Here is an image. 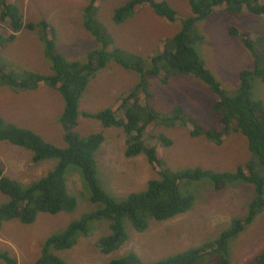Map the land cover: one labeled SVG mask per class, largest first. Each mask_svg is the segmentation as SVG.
Returning <instances> with one entry per match:
<instances>
[{
  "label": "rangeland",
  "instance_id": "obj_1",
  "mask_svg": "<svg viewBox=\"0 0 264 264\" xmlns=\"http://www.w3.org/2000/svg\"><path fill=\"white\" fill-rule=\"evenodd\" d=\"M24 1L0 0V19L2 2L7 5L14 3L20 8ZM92 1L32 0L25 12V21L32 22L40 31L44 23L52 27L58 51L70 62H84L90 49L100 48L85 22L84 27L82 25L83 13L90 5L87 12L89 25L92 29L95 25L100 31L106 30L114 40L113 45L105 50L110 59L106 68L90 81L79 103L80 115L74 129L81 137L102 134L105 138L96 155L98 178L103 190L117 200H125L131 194L145 191L149 181L160 178L144 154L132 158L125 156L127 136L122 129L104 127L100 121L87 117L113 108L121 96L134 91L142 79L140 74L111 59L116 58L114 50L117 48L136 56L121 51L125 61L133 62L138 57L146 59L145 73L152 68L157 77H144L148 90L154 95V111L142 101L134 106V114L142 124H147L142 135L145 147L159 145L162 140L172 142L164 149V165L177 172L200 168L223 175L235 174L241 166L245 167L253 161L256 171L264 176L259 163L253 160L247 138L241 133L231 130L221 141L216 138L215 141L211 140L206 133L192 134L195 125L212 132H218L222 127L220 114L214 111L216 97L202 80L176 73L164 60L157 62L160 75L157 73L152 58L160 54L166 40L174 39L181 31V24L172 25L156 16L151 9L145 8L117 26L116 21H113L114 5L117 13L135 0ZM158 1L171 3L179 13V19L182 15L185 18L192 15L189 0ZM129 21L131 23L127 24ZM8 23L7 20H0L2 27L11 29ZM232 28L249 34L254 40L256 52L259 55L264 52V18L248 11L242 14L219 11L198 22L195 27V32L201 37L197 46L201 61L230 96L239 92L243 71L253 72L256 68L264 67L245 48L240 36L232 35ZM5 31L9 36H14ZM2 34L6 33L0 32ZM21 36L34 35L25 31ZM36 40L33 37L32 45ZM41 42L44 51L45 44L43 40ZM30 48L20 36L6 42L0 54V63L6 67V73L19 80L26 72L46 76L51 74L47 57L44 55L47 61L35 59L30 55ZM250 83L252 100L264 103V80L252 78ZM43 100L48 102L43 103ZM64 108L65 103L59 93L48 87L36 90L11 89L0 82V117L6 123L35 131L45 141L62 149L65 148V140L60 118ZM178 108L182 110L181 113ZM165 117L171 119L164 120ZM57 162L52 159L36 163L32 152L0 141V165L5 170V176L18 181L23 187L38 182L55 169ZM67 184L69 193L75 196V208L57 215L40 213L36 222L30 225L19 220L5 222L0 229V254L15 260L17 264H36L42 257V246L50 237L63 233L74 222L85 221L90 236L79 235L72 249L53 251L54 255L68 264H110L113 260L135 253L143 262L154 264L193 248L215 245L235 220L244 219L249 214L250 205L257 197L256 187L242 180H228L221 190H217L215 183L208 177L200 180L184 179L181 190L195 197V204L189 212L167 221L150 220L144 232H139L129 219H123L128 240L118 250L106 255L97 250V244L113 234V222L105 217L100 220L92 218L105 209V204L92 200L91 190L77 166L68 168ZM8 200L9 197L0 192V206ZM224 244V249L216 256H222L227 264L255 263L257 257L264 253V210L248 229L237 237L229 238ZM0 264L10 262L0 259ZM201 264L218 262L208 255Z\"/></svg>",
  "mask_w": 264,
  "mask_h": 264
},
{
  "label": "trees",
  "instance_id": "obj_2",
  "mask_svg": "<svg viewBox=\"0 0 264 264\" xmlns=\"http://www.w3.org/2000/svg\"><path fill=\"white\" fill-rule=\"evenodd\" d=\"M189 4L192 15L186 18L182 15V18L179 19L177 15L179 13L166 1L160 3L158 0H135L118 10L117 13L114 11L113 21L115 20L117 25H122L133 16L134 12L149 8L172 25L180 23L181 31L175 35L174 39L166 40L160 54L152 58L153 65L157 67V73L160 75L157 62L164 60L176 73L202 80L216 97L214 111L220 114L222 127L220 131L212 132L195 125L192 134L206 133L211 140L216 138L221 141L222 137L231 130L241 133L248 140L253 160L259 163V169L264 172V103L252 100V85L250 83L252 78L264 80V67L256 68L253 72L243 71L239 92L230 96L201 61L197 52L201 37L195 32L198 22L219 11L231 14L248 11L252 15L264 18V0H189ZM90 6L85 10V24L87 29L95 35L100 48L88 53L84 62L68 61L56 47L54 29L44 23L41 25V37L45 44L44 55L51 64L52 72L49 76L25 73L19 80L14 75L6 73V67L0 63L2 84L22 90L48 87L58 92L65 103L64 112L60 118V124L64 128V149L45 141L42 136L32 130L6 123L0 117L1 142L32 152L33 160L36 163L52 159L58 161L54 170L28 187H23L18 181L7 178L4 168L0 165V192L9 197V200L0 206V229L4 222L10 220H19L23 224L30 225L37 220L40 213L56 215L72 211L76 206V201L70 196L67 184L68 168L72 165L79 168L84 181L91 190L92 200L106 206L102 212L92 218L100 220L105 217L113 222V234L97 244V250L107 255L118 250L128 240L122 223L123 219H129L139 232H144L148 229L150 220L167 221L189 212L195 204V197L183 193L181 190L184 179L200 180L208 177L215 183L217 190H221L226 181L232 179L251 183L256 187L257 197L250 205L249 214L244 219L235 220L229 231L222 235L221 240L218 239L215 245L193 248L154 264H198L208 255L213 258L218 257L216 255H220L225 247L224 243L229 238L242 234L254 222L257 215L264 210V176L256 171L253 161L245 167L241 166L235 174L223 175L200 168L193 171L177 172L164 165V149L169 147L172 142L162 140L159 145L145 147L142 135L147 124H142L134 114V106L139 105L142 101L151 111H154V95L148 90L144 77L145 75L154 79L157 77L154 76L152 68L145 73L146 59L138 57L134 58L133 62L125 61L122 52H126L117 48L114 50V56L118 59L114 57L111 59L126 69L140 74L142 79L135 90L128 95L121 96L120 101L113 108L89 114L87 117L100 121L104 127L122 129L127 136L125 156L132 158L144 154L147 156L151 168L160 178L149 181L145 191L131 194L125 200H117L106 193L98 178L96 160L98 150L105 141L104 136L93 134L81 137L74 132L80 115L79 103L90 81L106 67L110 59L105 54V50L106 47L110 45V48L114 43L106 30L100 31L95 28V25L92 29L89 25L87 12ZM1 8V20H8L15 33L24 28L39 29L33 24L24 23L20 8L14 3L7 5L2 2ZM97 8L99 9V3ZM91 21L90 17L89 22ZM230 32L232 35L240 36L245 48L257 59L258 64L262 63L264 66V52L260 55L256 52L252 37L235 28L230 29ZM13 38L14 36L10 35L6 39L0 35V54L6 42ZM128 55L136 57L132 54ZM178 112L181 113L182 110L178 108ZM163 119L170 120L171 118ZM79 235L90 236L85 221L74 222L63 233L50 237L42 246V257L36 264H68L54 255L53 251L73 248L77 244ZM221 258L219 264H227L222 256ZM0 259L8 260L10 264H17L15 260H10L9 257L2 254H0ZM110 264L147 263L143 262L137 254L131 253L124 258L111 261ZM253 264H264V253L260 254Z\"/></svg>",
  "mask_w": 264,
  "mask_h": 264
},
{
  "label": "crops",
  "instance_id": "obj_3",
  "mask_svg": "<svg viewBox=\"0 0 264 264\" xmlns=\"http://www.w3.org/2000/svg\"><path fill=\"white\" fill-rule=\"evenodd\" d=\"M32 0H26V1H24V3L23 4H21V6H20V12H21V14L23 15V21H24V23H30V24H33L32 22H26L25 21V12L28 10V5L30 4V2H31ZM171 4V3H170ZM173 7V6H172ZM152 10V9H151ZM141 11H143V10H140L139 12H141ZM153 11V10H152ZM139 12H134V14H133V16L132 17H134L135 15H137ZM154 12V11H153ZM113 14H114V7H113ZM154 14L156 15V16H158V17H160L159 15H157L155 12H154ZM131 17V18H132ZM161 18V17H160ZM130 19V18H129ZM128 19V20H129ZM127 20V21H128ZM126 21V22H127ZM84 22H85V18H84V13H83V17H82V25H83V27H84ZM42 23V21H40L39 22V24H41ZM129 23H131V21H129L127 24H129ZM118 26V25H117ZM11 30V29H10ZM25 31H29L30 33H32L34 36H21V35H23L24 33H25ZM36 33H39V35L38 36H35V34ZM92 35V37L95 39V41L96 42H98V40L95 38V36L93 35V34H91ZM17 36H20V37H22V38H24L27 42H28V44L30 45V55L32 56V57H34L35 59H44V61H47L46 60V58H45V56H44V51H43V44H42V37H41V31L39 30V29H35V30H29V29H27V30H23V32H21L20 34H18V35H16L15 37H17ZM33 37L34 38H36L37 40H36V42L34 41L33 42V45H32V39H33ZM15 39V38H14ZM89 43V42H88ZM91 50L92 49H90L87 53H90L91 52ZM80 62V61H79ZM46 63H49V62H46ZM119 65V64H118ZM26 73H34V72H26ZM8 87H10V86H8ZM11 89H13L12 87H10ZM43 103H47L48 101L47 100H43L42 101ZM19 127H23V126H19ZM23 128H25V127H23ZM31 130V129H30ZM33 131V130H32ZM33 132H35V131H33ZM41 136V135H40ZM210 258H213V257H211L210 256ZM214 258H216L217 259V262H218V264H219V258L218 257H214ZM205 259V258H204ZM204 259H202L198 264H201V262L204 260Z\"/></svg>",
  "mask_w": 264,
  "mask_h": 264
},
{
  "label": "clouds",
  "instance_id": "obj_4",
  "mask_svg": "<svg viewBox=\"0 0 264 264\" xmlns=\"http://www.w3.org/2000/svg\"><path fill=\"white\" fill-rule=\"evenodd\" d=\"M114 7H115V5H114ZM140 10H143V9H140ZM140 10H138V11H140ZM114 11H115V9H114ZM240 14H242V13H240ZM114 17V16H113ZM1 20V19H0ZM1 21H3V20H1ZM8 21V20H7ZM9 24V23H8ZM10 25V24H9ZM26 25V24H25ZM11 27V26H10ZM5 30H7V31H9V32H11L13 35H14V38H15V36L16 35H18V34H20L21 32H23V30H27V29H22V30H20L18 33H15L14 31H13V29H12V27H11V30L10 29H8V27H2L1 25H0V32H5L6 34L4 35V34H2L1 36L3 37V38H6V39H8L9 38V33L8 32H6ZM42 34V33H41ZM12 40V39H11ZM118 64V63H117ZM120 65V64H119ZM107 66V65H106ZM121 66V65H120ZM123 67V66H122ZM106 68V67H105ZM104 68V69H105ZM125 68V67H124ZM103 70V69H102ZM99 73V72H98ZM35 74H39V73H35ZM40 75H42V74H40ZM0 82L2 83V81H1V78H0ZM23 90H25V89H23ZM11 124H13V123H11ZM42 179V178H41ZM68 192H69V190H68ZM70 194V196L71 197H73V198H75V196L73 195V194H71V193H69ZM59 214V213H58ZM57 215V214H56ZM21 222V221H20ZM36 222V221H35ZM34 222V223H35ZM5 223V222H4ZM3 223V224H4ZM22 223V222H21ZM2 224V225H3ZM72 249V248H71ZM107 255V254H106ZM218 258H219V261H220V257L218 256Z\"/></svg>",
  "mask_w": 264,
  "mask_h": 264
},
{
  "label": "bare ground",
  "instance_id": "obj_5",
  "mask_svg": "<svg viewBox=\"0 0 264 264\" xmlns=\"http://www.w3.org/2000/svg\"><path fill=\"white\" fill-rule=\"evenodd\" d=\"M156 221V220H155Z\"/></svg>",
  "mask_w": 264,
  "mask_h": 264
}]
</instances>
